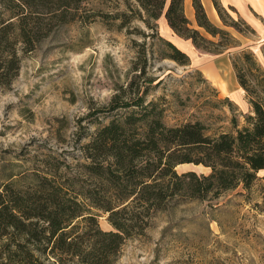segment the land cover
I'll return each instance as SVG.
<instances>
[{
	"label": "trees",
	"instance_id": "obj_1",
	"mask_svg": "<svg viewBox=\"0 0 264 264\" xmlns=\"http://www.w3.org/2000/svg\"><path fill=\"white\" fill-rule=\"evenodd\" d=\"M84 1L0 0L1 89L18 76L20 54L34 51L55 28L74 21ZM134 1L148 29L164 16L173 33L197 51L220 55L240 49L231 34L209 21L201 0H192L197 27L228 42L214 43L192 28L185 0ZM211 1L222 23L241 35L239 20L233 21L218 0ZM164 45L161 59L190 66L187 54L168 41ZM146 63L142 45L134 68L141 72L139 79ZM231 64L249 106L241 125L232 117V132L209 135L200 122L167 126L161 103L147 101L144 86L151 81L143 79L121 89L100 111L121 113L82 146V173L0 176V264H113L122 245L144 235L150 217L171 203L212 202L239 187L249 189L264 171V70L250 52ZM181 165L202 166L209 174H178ZM99 214L107 215L112 231L99 228Z\"/></svg>",
	"mask_w": 264,
	"mask_h": 264
},
{
	"label": "rangeland",
	"instance_id": "obj_2",
	"mask_svg": "<svg viewBox=\"0 0 264 264\" xmlns=\"http://www.w3.org/2000/svg\"><path fill=\"white\" fill-rule=\"evenodd\" d=\"M227 13L239 20L242 31L237 40L238 32L218 17L216 27L240 45L231 59L250 52L264 70V29L257 33ZM75 18L55 28L34 51L21 53L18 76L9 88H0V176L82 173V146L121 113L100 111L121 89L143 79L151 81L144 86L147 101L161 103L167 126L200 122L215 135L232 132V117L243 123L249 106L232 82L227 61L231 49L220 55L195 50L188 67L161 59L164 42H170L163 32L164 19L150 22L155 28L148 29L146 15L134 0H85ZM259 21L264 26V18ZM191 27L214 43L229 41L205 33L196 21ZM142 45L147 63L139 79L141 72L134 68ZM183 47L177 48L187 54ZM176 171L209 174L193 165ZM99 215V228L112 231L107 215ZM113 264H264V173L247 190L239 187L212 202H173L155 212L144 235L127 240Z\"/></svg>",
	"mask_w": 264,
	"mask_h": 264
},
{
	"label": "crops",
	"instance_id": "obj_3",
	"mask_svg": "<svg viewBox=\"0 0 264 264\" xmlns=\"http://www.w3.org/2000/svg\"><path fill=\"white\" fill-rule=\"evenodd\" d=\"M221 6L228 11L229 9H233L234 12L230 11L233 15L240 17L242 20H244L247 24L253 28L257 33H260L262 29H264V26L260 23L259 18H264V0H219ZM201 3L203 5V8L205 10V13L209 19V21L217 26L219 22V18L217 15V12L212 4L211 0H201ZM184 12L186 15V18L189 20V22L195 23V16H194V10L192 7V0H185L184 3ZM164 19V24H163V32L164 34L169 38L170 42L179 47L183 48L185 46V52L187 53L188 56H190L193 51L196 49L193 47L192 43L189 40H184L179 38L177 35L173 33V31L168 27L166 20L164 16H162ZM259 17V18H258ZM161 19V18H160ZM239 36V34H238ZM241 39V35L237 37V40ZM197 51V50H196ZM231 54L228 55V66L232 74V82L234 86L239 87L237 80L235 78V74L232 68L231 64ZM212 68L217 67L216 64L211 63L209 65ZM207 66V68H209ZM219 78V77H218ZM240 88V87H239ZM225 92L228 91L227 87H224ZM264 173V171H260L258 173L261 174Z\"/></svg>",
	"mask_w": 264,
	"mask_h": 264
},
{
	"label": "bare ground",
	"instance_id": "obj_4",
	"mask_svg": "<svg viewBox=\"0 0 264 264\" xmlns=\"http://www.w3.org/2000/svg\"><path fill=\"white\" fill-rule=\"evenodd\" d=\"M221 87H223V86H221Z\"/></svg>",
	"mask_w": 264,
	"mask_h": 264
},
{
	"label": "water",
	"instance_id": "obj_5",
	"mask_svg": "<svg viewBox=\"0 0 264 264\" xmlns=\"http://www.w3.org/2000/svg\"><path fill=\"white\" fill-rule=\"evenodd\" d=\"M192 172H194V171H192Z\"/></svg>",
	"mask_w": 264,
	"mask_h": 264
}]
</instances>
